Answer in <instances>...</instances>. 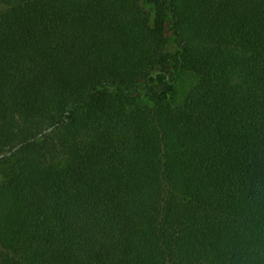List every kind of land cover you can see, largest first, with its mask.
Listing matches in <instances>:
<instances>
[{
    "label": "trees",
    "instance_id": "obj_1",
    "mask_svg": "<svg viewBox=\"0 0 264 264\" xmlns=\"http://www.w3.org/2000/svg\"><path fill=\"white\" fill-rule=\"evenodd\" d=\"M189 59L204 120L166 116ZM1 122L0 264H264V0H0Z\"/></svg>",
    "mask_w": 264,
    "mask_h": 264
},
{
    "label": "rangeland",
    "instance_id": "obj_2",
    "mask_svg": "<svg viewBox=\"0 0 264 264\" xmlns=\"http://www.w3.org/2000/svg\"><path fill=\"white\" fill-rule=\"evenodd\" d=\"M218 0H212V2H209L206 0L207 3L212 4V7L217 4ZM97 16L100 18V16L97 13ZM140 41L136 40L132 42V50H131V55H132V62H134L135 66L142 65L144 63H148L149 60V54L147 53V50L141 47L142 55L140 54L139 47L141 46ZM89 49H85L82 54H86ZM111 64L113 62L111 60H107L102 64V67H108L111 68ZM220 77L217 75V71L214 66L209 64L208 62L203 61L200 63L198 60L194 59H189L184 66V69L182 71V75L179 80V85L177 86V89L173 93L171 97H168L167 100L171 101V109L167 111L166 116H181L180 118H185L186 116H192L198 120H204V116L202 115L203 113V108L205 102L209 101L206 106L210 105L212 109H214V104H217L216 102L218 101V98L216 95V91H218V86L219 84V79ZM213 88H215V92L213 91ZM226 88L228 89V92L231 95L228 96H223L227 97L228 100L234 101L235 99H232V94L236 91V84H230L226 83ZM160 95V94H158ZM137 98H133L136 101H140L143 105H147L149 108L153 106V103L156 102L155 99L151 98V94L147 92V89H143V91L138 92L135 94ZM222 97V96H220ZM171 98V99H170ZM238 99V97H237ZM148 101V104L146 103ZM218 105H216V108ZM153 108V107H152ZM164 113V111H163ZM197 114V115H196ZM233 114V113H232ZM230 112L225 115L226 118H224L225 122L230 123V120L235 119V116H233ZM151 116V115H150ZM200 116H203L200 118ZM217 116V114L213 115ZM179 118V119H180ZM3 122L0 124V130L3 128ZM150 125L145 126V132L146 134L144 135L145 139H149V135H147V130H149ZM205 133H200V138L206 137L208 135V130L204 129ZM249 131H253L251 128H249ZM244 133V132H242ZM215 135H217V132H214ZM246 134V133H244ZM257 136L260 137L259 133H256ZM231 135L227 134V138H230ZM241 142L245 144L246 148L245 149V157L244 162H246L248 165H250V168L253 166V162H256L260 159V155L264 156V152L260 153L262 151L257 149V146L262 147L263 142L262 139L260 138V141L256 143V146L253 145V141H250L245 135H241ZM152 145H151V150L155 151L159 150L160 147H157V144L159 143V138H155V140L152 139ZM160 152V151H159ZM158 152V153H159ZM252 169V168H251ZM250 169V170H251Z\"/></svg>",
    "mask_w": 264,
    "mask_h": 264
}]
</instances>
